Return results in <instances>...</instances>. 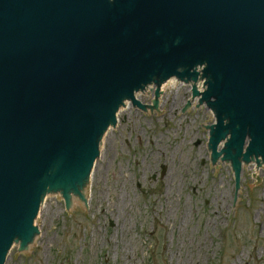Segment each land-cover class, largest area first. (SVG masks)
Listing matches in <instances>:
<instances>
[{
	"label": "water",
	"instance_id": "water-1",
	"mask_svg": "<svg viewBox=\"0 0 264 264\" xmlns=\"http://www.w3.org/2000/svg\"><path fill=\"white\" fill-rule=\"evenodd\" d=\"M174 84L182 108L199 90L189 110L230 216L238 170L264 181V0H0V264L36 245L42 199L85 212L101 136L127 106L156 116Z\"/></svg>",
	"mask_w": 264,
	"mask_h": 264
},
{
	"label": "rangeland",
	"instance_id": "rangeland-1",
	"mask_svg": "<svg viewBox=\"0 0 264 264\" xmlns=\"http://www.w3.org/2000/svg\"><path fill=\"white\" fill-rule=\"evenodd\" d=\"M185 85L165 89L156 116L129 108L102 142L85 212L45 199L36 245L5 264H264V181L245 168L228 208L225 165L206 169L200 108L180 113ZM165 169V172L163 171ZM164 172V174H163Z\"/></svg>",
	"mask_w": 264,
	"mask_h": 264
},
{
	"label": "bare ground",
	"instance_id": "bare-ground-1",
	"mask_svg": "<svg viewBox=\"0 0 264 264\" xmlns=\"http://www.w3.org/2000/svg\"><path fill=\"white\" fill-rule=\"evenodd\" d=\"M177 85H182V84H174V85H172L171 87H175V86H177ZM164 91H165V90H164ZM164 91H162V92H160V93L158 94V101H157V104H158V102H159V99L162 97V94L164 93ZM129 108H131V107L127 106V107L124 108L121 112H123V111H125V110H127V109H129ZM121 112H120L119 114H121ZM119 114L115 117V122H114V127H113V129H114V128L117 126V124H118ZM105 135H106V134H105ZM105 135L101 136L100 149H101V147H102V142H103V140H104ZM99 151H100V150H99ZM95 165H96L95 162H93V164L91 165V172H90L89 183H90L91 180H92ZM44 201H45V199H42V205H43ZM33 225H34V228H35V226H36V219H33ZM34 234H35V240H36V238H37V232H34ZM10 251H11V250H9V252H10Z\"/></svg>",
	"mask_w": 264,
	"mask_h": 264
}]
</instances>
